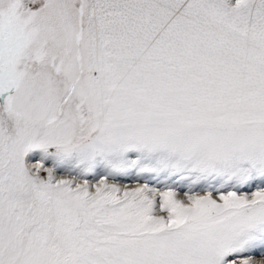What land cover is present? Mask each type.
Listing matches in <instances>:
<instances>
[{
    "label": "snow or ice",
    "instance_id": "obj_1",
    "mask_svg": "<svg viewBox=\"0 0 264 264\" xmlns=\"http://www.w3.org/2000/svg\"><path fill=\"white\" fill-rule=\"evenodd\" d=\"M0 264H264V0H0Z\"/></svg>",
    "mask_w": 264,
    "mask_h": 264
}]
</instances>
